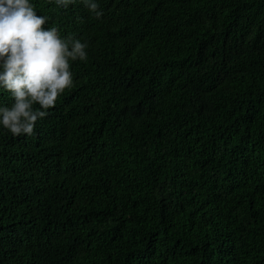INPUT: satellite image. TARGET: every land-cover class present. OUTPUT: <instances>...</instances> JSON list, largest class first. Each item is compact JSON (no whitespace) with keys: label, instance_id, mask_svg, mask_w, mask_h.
Listing matches in <instances>:
<instances>
[{"label":"trees","instance_id":"1","mask_svg":"<svg viewBox=\"0 0 264 264\" xmlns=\"http://www.w3.org/2000/svg\"><path fill=\"white\" fill-rule=\"evenodd\" d=\"M30 2L88 58L0 126V264H264V0Z\"/></svg>","mask_w":264,"mask_h":264},{"label":"clouds","instance_id":"2","mask_svg":"<svg viewBox=\"0 0 264 264\" xmlns=\"http://www.w3.org/2000/svg\"><path fill=\"white\" fill-rule=\"evenodd\" d=\"M49 2L67 8L75 0ZM81 2L96 19L103 16L97 0ZM48 20L30 0H0V90L13 101L0 105V126L13 137L35 134L37 121L74 86L72 63L88 58L86 42L45 28Z\"/></svg>","mask_w":264,"mask_h":264}]
</instances>
